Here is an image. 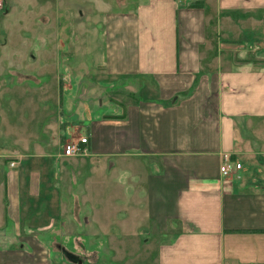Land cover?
Here are the masks:
<instances>
[{
	"label": "crops",
	"instance_id": "0c3cea01",
	"mask_svg": "<svg viewBox=\"0 0 264 264\" xmlns=\"http://www.w3.org/2000/svg\"><path fill=\"white\" fill-rule=\"evenodd\" d=\"M73 47L139 96L52 123L51 140L87 136L86 155L3 150L0 264H126L98 240L104 204L129 206L115 238L145 237L129 264H264V0H3L0 77H44ZM224 153L242 166L228 177Z\"/></svg>",
	"mask_w": 264,
	"mask_h": 264
},
{
	"label": "rangeland",
	"instance_id": "374dc122",
	"mask_svg": "<svg viewBox=\"0 0 264 264\" xmlns=\"http://www.w3.org/2000/svg\"><path fill=\"white\" fill-rule=\"evenodd\" d=\"M29 46L28 43L26 48L28 49ZM79 49L73 47L71 53L64 55L59 62H49L51 67L43 73L44 77H0V154L6 150L3 154L24 155L37 143L42 146L45 144V147L50 148H54L56 142L63 145L67 139L65 136L60 142L48 138L56 132V126L52 124L54 121L61 123V130L75 128L85 124L90 117L110 112L113 104L127 103L133 99V94L139 96L136 92V86L140 83L138 80L135 81L136 83L126 80L110 83L111 80L101 72V67H89L87 62L80 58ZM11 51L17 52L18 55L24 52L23 47L16 41V36H13L12 42L5 50V52ZM71 56L74 57L72 60H70ZM22 64H27L25 59ZM46 123L51 124V127L46 128ZM8 124L11 125L12 131L8 130ZM16 127L18 130H15ZM4 157L0 156V163L4 164L6 161ZM108 177L103 186L104 202L109 201L112 193L114 199L117 197L115 195L117 190L110 186L113 182L112 176L108 174ZM128 207L123 204H104L100 207L98 205L96 212L99 217V208L102 210L100 211L102 223L107 226V230L103 231L106 235L100 234L98 240L106 238L109 246L119 244L118 247L122 250L120 255L125 258L126 264H129L128 259L136 260L138 254L134 249L145 239L144 236L137 235L138 233L129 235V232L125 236L117 237L122 240L121 245L115 238L120 231L124 234L122 223L128 222ZM85 215L79 216L82 225ZM137 224L140 226V220H137ZM80 225V229L77 228L76 232H83L85 227ZM116 229L119 230L116 232ZM93 243L89 242V244ZM96 256L99 261V253H92L87 258V264H91Z\"/></svg>",
	"mask_w": 264,
	"mask_h": 264
},
{
	"label": "built area",
	"instance_id": "2783aa9c",
	"mask_svg": "<svg viewBox=\"0 0 264 264\" xmlns=\"http://www.w3.org/2000/svg\"><path fill=\"white\" fill-rule=\"evenodd\" d=\"M183 1V0H179ZM3 5V0H0V7ZM88 137L83 135H74L68 137L66 142L61 147V154L66 157L86 155L88 153ZM240 162L232 160L228 153L222 154V161L219 165V173L222 177H228L241 169Z\"/></svg>",
	"mask_w": 264,
	"mask_h": 264
},
{
	"label": "trees",
	"instance_id": "16d2710c",
	"mask_svg": "<svg viewBox=\"0 0 264 264\" xmlns=\"http://www.w3.org/2000/svg\"><path fill=\"white\" fill-rule=\"evenodd\" d=\"M106 116L112 117V115H111V114H109V115H106Z\"/></svg>",
	"mask_w": 264,
	"mask_h": 264
}]
</instances>
